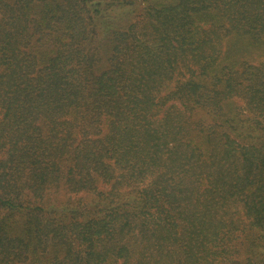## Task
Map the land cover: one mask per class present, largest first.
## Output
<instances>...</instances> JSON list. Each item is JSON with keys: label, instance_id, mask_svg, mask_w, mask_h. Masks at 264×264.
<instances>
[{"label": "trees", "instance_id": "1", "mask_svg": "<svg viewBox=\"0 0 264 264\" xmlns=\"http://www.w3.org/2000/svg\"><path fill=\"white\" fill-rule=\"evenodd\" d=\"M251 46L264 0H0V264H264Z\"/></svg>", "mask_w": 264, "mask_h": 264}, {"label": "rangeland", "instance_id": "2", "mask_svg": "<svg viewBox=\"0 0 264 264\" xmlns=\"http://www.w3.org/2000/svg\"><path fill=\"white\" fill-rule=\"evenodd\" d=\"M141 5H142V3H141ZM227 41H228V40H227ZM104 48H105L106 51L108 50V48H109L108 41H106V43H105V45H104ZM246 57H247L250 61H252V62H254V63H258V62H260L261 60L264 59V49H262V48H257V47H255V46H251V47H249V49H248V52H247ZM239 103L242 104L243 101H240Z\"/></svg>", "mask_w": 264, "mask_h": 264}]
</instances>
